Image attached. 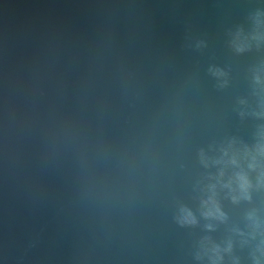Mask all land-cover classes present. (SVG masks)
I'll return each mask as SVG.
<instances>
[{"label": "water", "instance_id": "obj_1", "mask_svg": "<svg viewBox=\"0 0 264 264\" xmlns=\"http://www.w3.org/2000/svg\"><path fill=\"white\" fill-rule=\"evenodd\" d=\"M0 264H264V0H0Z\"/></svg>", "mask_w": 264, "mask_h": 264}, {"label": "clouds", "instance_id": "obj_2", "mask_svg": "<svg viewBox=\"0 0 264 264\" xmlns=\"http://www.w3.org/2000/svg\"><path fill=\"white\" fill-rule=\"evenodd\" d=\"M254 38H256V37H254ZM234 44L236 46V50L237 51H244L245 50V45L240 40V33H237L236 39L234 41ZM233 162H235V161H233ZM240 179H241V188L245 189L246 185H247L246 178L242 176V177H240ZM205 203L207 204L208 202L206 201ZM212 203L214 204L215 202L212 201ZM182 213H183V215L180 217V222L181 223H187V224L196 223L195 217L192 215V213L190 211H188L186 209H182ZM217 214H219V216L223 215L222 213H219V208L218 207L215 209V211H213L212 209H209L205 213L206 216H215Z\"/></svg>", "mask_w": 264, "mask_h": 264}]
</instances>
